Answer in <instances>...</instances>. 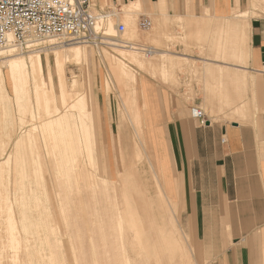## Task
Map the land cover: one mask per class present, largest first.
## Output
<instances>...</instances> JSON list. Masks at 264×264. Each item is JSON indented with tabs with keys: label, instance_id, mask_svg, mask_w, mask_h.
Here are the masks:
<instances>
[{
	"label": "crops",
	"instance_id": "crops-1",
	"mask_svg": "<svg viewBox=\"0 0 264 264\" xmlns=\"http://www.w3.org/2000/svg\"><path fill=\"white\" fill-rule=\"evenodd\" d=\"M116 1L127 4L140 1L150 13L149 17H157L166 26L178 18L197 20V23L209 24L213 30H222L223 22L224 31L231 34L228 42L232 43L234 50L238 49L239 40L248 41V47L244 48L247 65L215 59L214 55V59L210 58V50L206 51L208 55L197 52L182 57L206 63L209 82L204 89L215 91L213 97L222 94L225 101L232 103L244 98L241 91L247 86L254 90L255 102L251 98L250 106L255 103L259 109L257 113H252L249 124L223 117L213 119L208 115L206 124H200L190 116L188 104L177 100L174 105L170 88L151 74L140 78L139 88L148 138L154 142L160 161L161 174L156 170L154 174L163 207L167 202L171 205L176 201L184 205L182 217L188 220L193 216L196 219V228L205 249L210 251L212 264H264V15L255 16L250 21L237 18L245 12L244 5H253V0ZM219 38L218 35L215 40L222 42L223 46L219 48L217 43L216 47L225 51L224 39ZM207 41H210V36ZM158 54L164 55L165 52ZM232 56L235 57L236 53L230 49L229 57ZM202 101L198 99L199 103ZM219 103L214 100L213 106L225 109L226 105ZM236 107L237 104L224 110V113L230 114ZM108 108L111 134L124 168L122 172L118 171L117 178L110 179L111 183L102 178L101 183L98 175L86 167L87 163L81 155L78 172L73 166L63 176L53 170L59 186L64 190L58 197L64 229L54 203L50 201L48 206L60 234L71 244L72 264H126L128 253L123 243L126 241L125 228L128 226L130 229L128 217L146 201L135 176L140 171L138 163L144 156L146 143L136 135L135 126L127 112L121 110L120 104L110 98ZM94 121L95 167V151L102 152L106 146L103 119L94 118ZM134 135L137 140H130V136L134 138ZM153 160L149 159L152 166ZM76 173L79 174L78 179ZM119 190L124 199L122 204L118 199ZM133 190L139 193L140 199H136ZM151 220V236L145 235L144 227H140L142 232L139 235L132 228L129 230L131 237L139 246L144 242L152 245L159 239L161 248L164 244L161 263L179 261L175 264H180L184 246L165 229L164 213L156 214ZM156 220L160 229L154 234L156 229L152 231V227ZM130 224L133 226V221ZM179 231L187 244L185 232L181 227ZM153 253L158 258L156 252ZM149 255L151 257L150 251ZM48 257L51 258L49 252Z\"/></svg>",
	"mask_w": 264,
	"mask_h": 264
},
{
	"label": "rangeland",
	"instance_id": "rangeland-1",
	"mask_svg": "<svg viewBox=\"0 0 264 264\" xmlns=\"http://www.w3.org/2000/svg\"><path fill=\"white\" fill-rule=\"evenodd\" d=\"M93 1L97 3L100 8L115 11L117 14V16H114L110 20L109 24V33L113 35L110 38L112 40L109 39L106 41L105 45L98 48L79 43L62 44L59 40V43L64 47H57V49L54 47L55 49L52 48V50L47 47L45 48L46 43L37 46V49L42 50L41 53L45 57V66L46 69H49L48 72L50 77H46L45 83H37L39 85L38 87L35 85L36 83L30 82L28 85V90L30 89L28 92L29 95L27 97L25 96L24 99H17L18 95L12 88V83L6 73L7 70L5 66L2 65L4 60L0 58V67L3 70L2 81H0V152L3 150L2 148H8L6 151H3L5 152L3 153L4 155L2 152L0 153V162L7 159L10 153L12 157L10 163L6 166L1 165L3 168L0 166V188H2L0 189V196L3 197V194L8 189L10 193L9 196L13 199L15 208H17L16 213L19 226L21 225L20 227H22V223H20L22 217V210L20 209L22 206L18 204L20 202L19 199H17L18 194L23 195L25 201L28 203L27 209H30L27 213L28 217L30 216L27 220L29 230L28 232L25 231L26 233L24 232L23 234L24 247L20 249L19 252L21 253L20 256H23L21 258L22 264L25 263L26 259L32 261V264H72L70 254L71 244L68 239L64 240L57 225L53 222L52 213L48 206L50 204V198L47 190L49 189L51 201L56 207L55 211L57 217L59 218L62 229H64L58 202L59 193H63L64 190L59 186V180L55 178V172L53 170L57 171L58 175L63 176L69 167L74 166L76 169L79 167L78 158H75L76 160L73 159V153L70 151L69 146H66L67 140L65 133H67V124L70 125V131H76L75 133H77V142L80 143L79 158L81 155V159L87 163L86 167L98 175L101 183L102 178L111 183L110 179H116L119 170V172H122L123 168L120 165L114 138L111 134V114L108 108L110 98L118 105H121V110L124 113L127 112L135 126L137 135L141 130L140 122L142 121L143 124H145L144 133L146 146L143 147L144 156L138 163L140 171L135 176L137 183L142 189V197H144L148 203H146V201L144 203L142 202L141 204H143V206L135 209V212L129 215V228H132L131 230L138 233L142 232L140 227H144L145 235L151 236L149 232L151 228V219L155 218L156 214L159 215L160 213H164L166 221L165 229L170 234H174L180 245L184 246V250L180 255L182 258L180 264H197V262H200V264H212L210 251L205 249L204 241L196 228V219L193 218V216L188 220L182 217L184 205L176 201L177 204L174 202L172 203L173 205H170V202H167L168 204H165L163 207V202L161 201L155 183L156 179L154 174V170L161 174L159 157L154 148V142L152 139L148 138V127L146 121H144V115L140 117L137 114V110L142 104V93L139 88L140 78L143 75L147 76L151 74L153 77L159 79L164 85L170 88L174 105L177 100L188 104L190 116L191 108L193 106H200L204 111L206 110L205 113L213 119L223 117L230 120H237L242 124H249L251 123L250 117L252 113H257L259 109L255 103L253 106H250L251 98L255 102L254 90L252 91L247 86L248 88L246 87L241 91L244 98L232 103L225 101L222 94L220 97L217 95L213 97L212 94H214L215 91L212 92V90L204 89V86L207 88V83L209 82L208 72L205 66L206 63L196 59L181 57L185 54H194L197 52L201 55H208L206 51L210 50V58H213L214 55L215 59L247 65L248 60L245 58L244 48L248 47V41L239 40L237 42L239 47L237 50H234V47L231 45L232 43L229 44L228 42V36L231 34H229L230 32L228 31H224L225 25L223 22L221 23L222 30H213L212 26L209 24L204 25V22L197 23V20L190 21L178 18L166 26L162 25L157 17L151 16L153 19V26L148 30H143L138 27L139 20L143 15L149 16L150 13L145 9L144 5L141 6L139 2V4H135L132 7L133 13L127 14L125 9L127 3L116 0ZM133 2L135 1L130 3L133 4ZM243 10L247 12L245 17H237L238 19L250 21L255 16H262L264 15V0H253V5H244ZM121 22L127 25L126 32L124 34L115 33L117 31V25ZM193 25L196 26V29ZM227 28L228 27H226V29ZM208 35L210 36L209 42L207 41ZM218 35L220 36L219 39H222V41L224 39L225 51L223 49H218V47L222 48L223 46L222 42L218 43L215 40ZM122 40L126 41V43L124 42L125 45L129 42L139 43L142 47L147 46L152 49V52L147 53L144 50H137V54L144 59L142 63L137 61L135 59L136 57L128 56L127 53L132 52L128 50L130 48L120 47L122 46ZM217 43L218 47H216ZM75 46H80L79 48L82 50L87 49L90 55L89 60L79 59L78 61L75 60L71 63H66L64 66V73L68 82L65 84V88L59 87L56 67L53 64V51L58 50V52H66L70 50L71 47ZM3 47H0V49ZM17 47V52L24 57H28V54H30L29 52L33 50V47L29 48L26 45L17 44ZM230 49L235 51V57H229ZM158 52H165V54L159 55ZM109 58H114V60L118 59L116 63L121 64L118 66V69L113 68ZM40 76L41 74L38 73L37 79H40ZM73 79L76 80L74 84H72ZM219 84L220 83H218V85ZM182 87L184 88L183 90ZM36 89L39 92L37 94L38 96L35 92ZM60 90L66 91L67 98L65 100L60 99ZM219 92H223V90ZM39 96H43L44 99H40ZM200 98L203 100L201 103L198 102ZM214 100L220 102V105L225 104V109L213 106ZM235 104H237V107L233 109L230 114L224 113V110L233 108ZM206 108H208V111ZM221 114H223V116H220ZM94 118L98 120H100V118L103 119L106 146V149L104 147L102 152L101 150H98L99 153L97 150L95 151L97 157V165L95 167L96 159L94 161L89 156L91 154L94 155ZM33 127L36 129H33ZM52 133L58 136V149L59 154L61 153L62 163L58 161L55 154L58 152L51 139ZM58 133L62 136H59ZM34 134L37 139L34 138ZM78 135H80V137ZM135 138L137 140L136 136H134V138L130 136L129 139L132 140ZM139 138L142 140L141 137ZM41 139L44 140V143H42ZM17 140L19 141L18 143ZM16 143L19 144V146H17ZM44 148L47 149L44 151L47 155L42 152ZM148 152L155 158L153 160L154 167L150 164L147 156ZM38 154H40L42 158V160L38 159L40 162L36 161V156ZM43 154L44 157L47 158V161H45L47 167L44 168V170ZM1 155L3 157H1ZM48 156L50 158H48ZM40 163H42L41 166ZM76 164L77 166H75ZM21 169L25 174V182L27 185L26 189H23L21 185V187H19L20 189L17 190V170ZM3 174L5 176H3ZM6 175L9 176V178ZM44 175L46 178L43 177ZM76 177L78 179L79 174H76ZM5 181L7 184L4 183ZM32 189H34V191ZM120 192L119 190L118 199L122 204L124 203V199ZM110 193L114 197V192L112 190ZM133 193L136 199H138L140 196L139 193L134 190ZM173 200L175 201V199ZM36 204L37 206H35ZM141 204L139 203V205ZM144 204L148 205L149 208L146 209ZM31 206L33 209H31ZM29 212L31 213L29 214ZM146 214H148V216ZM34 219L41 222V225H36L37 222ZM140 220L144 223L143 226ZM130 221H133V226L130 224ZM180 227L186 234L187 244L184 243V239L181 238L182 234L179 231ZM130 229H128V226L125 228L126 241L123 244L127 248L126 251L128 257L131 259V264H151L153 258L151 259L149 250H152V248V251H155L158 255V258L154 260L152 264H156L157 262L160 264L163 261L164 249L162 250V248L164 244H162L161 248L159 246V239H157V242L153 243L151 246L149 242H144L145 245L148 244L150 247H147L148 245H142V247L145 246L142 248L138 245L137 241L131 237ZM154 229H156L154 234H157V230L160 229L157 220L156 224H153L152 231ZM139 234L140 233H138V235ZM41 237H43V239ZM158 247L161 249H157ZM13 251V248L10 249V258L8 256L3 257L2 264H6L8 261L9 263L7 264L19 262H16V259L12 256L15 254ZM48 252L51 258L48 257ZM145 256L147 257L146 260ZM178 262L179 261H176L175 263ZM128 264H130V260ZM161 264H171V261H166Z\"/></svg>",
	"mask_w": 264,
	"mask_h": 264
},
{
	"label": "bare ground",
	"instance_id": "bare-ground-1",
	"mask_svg": "<svg viewBox=\"0 0 264 264\" xmlns=\"http://www.w3.org/2000/svg\"><path fill=\"white\" fill-rule=\"evenodd\" d=\"M140 2V1H139ZM135 4H139L137 1H135V2H133V4H127L126 5V7H125V9H126V13L128 14H132L133 13V11H132V7L135 5ZM141 4V3H140ZM206 9V8H205ZM246 13L247 12H243L241 15V17L243 18V17H245V15H246ZM111 30V29H110ZM116 30V29H115ZM114 30V31H115ZM108 32H110L109 31V29H108ZM118 31H116L115 33H117ZM111 34V33H110ZM112 35V34H111ZM110 39V38H109ZM110 40H112V39H110ZM115 41V40H114ZM123 42H122V46H120V47H125V48H130V49H128V50H131L132 52H128L127 54H128V56H134V57H136L135 59L137 60V61H140V62H144V59H142L137 53H138V51H140L139 50V48H136V47H132V46H128V45H125V41L124 40H122ZM46 43V45H45V48L47 47V48H50V49H52V48H54V47H56V49H57V47H64L62 44H60L59 43V41L56 39V38H48V39H46V40H42V41H37V42H34L33 44H31V45H29V48H32L33 50H31V52H29L30 54H28V57H24V56H22V54H19L17 51H18V47H17V44H15V43H13L12 42V36L10 35V39H9V41H7L5 44H2V45H0V47H3V48H1L0 49V58L2 59V60H4V63L2 64V65H4L5 66V68H6V70H7V75H8V77H9V79H10V81H11V83H12V88H13V90H14V92L18 95L17 96V99H24L25 98V96L27 97L29 94H28V92H29V90H28V85H29V83L30 82H33V83H36L35 85H37V87L39 86L37 83H45L46 82V77H50V74H49V72H48V70L49 69H46V60H45V57H44V55L41 53V51L42 50H40V49H37V46H39V45H41V44H45ZM118 43V42H117ZM113 45V44H112ZM116 46H118L117 44H115ZM123 45H125V46H123ZM80 46H75V47H71L70 48V50H67L66 52H58V50L57 51H53V64H54V66L56 67V76L58 77V79H59V87H62V88H65V84L68 82L67 81V78H66V76H65V73H64V66H65V64L66 63H71L72 61H75V60H79V59H85V60H89V51L87 50V49H81V48H79ZM43 49V48H42ZM55 49V48H54ZM118 49V48H117ZM53 50V49H52ZM128 50H126V51H128ZM138 50V51H137ZM48 51V50H47ZM47 51H46V53H47ZM121 51H123V50H121ZM141 51H143V50H141ZM91 53V52H90ZM46 56H47V54H46ZM177 56V55H176ZM48 57V56H47ZM182 57V56H181ZM49 58V57H48ZM110 59V58H109ZM116 59V58H115ZM118 59H116V60H114V58H111L110 59V62L112 63H110L111 65H113V68H116V69H118V66H120L121 64H118V63H116V61H117ZM48 62V61H47ZM89 62V61H88ZM50 64V63H49ZM41 74V78L39 79H37V74ZM3 75V70H2V68L0 67V81H2V76ZM76 79V78H75ZM75 79H73V82H72V84H74L75 82H76V80ZM4 80H5V78H4ZM5 83V82H4ZM4 87V86H3ZM5 88H6V86H5ZM35 92H36V95L39 93L38 92V90L36 89L35 90ZM14 93V94H15ZM59 95H60V99L61 100H65L66 98H67V95H66V91L65 90H60L59 91ZM9 96V95H8ZM38 96V95H37ZM4 97V96H3ZM40 97V99L41 98H43L44 99V97L43 96H39ZM207 109V111H208V108H206ZM206 111V110H205ZM143 106H140V108L137 110V114L141 117L142 115H143ZM144 125L145 124H143V122L141 121L140 122V133L137 135V136H139V137H141L142 138V140H143V142H145V135H144ZM32 126H34V125H32ZM35 127V126H34ZM33 127V129H36V128H34ZM146 127V126H145ZM70 125L69 124H67V129H66V131H67V133H65V137H66V140H67V142H66V146H69V148H70V151L73 153V159H75V158H78V163H79V153L78 152H80V148H79V146H80V143H77V136H76V134L77 133H75V132H73L72 130L70 131ZM52 132H54V131H52ZM56 132V131H55ZM133 134V133H132ZM58 135L59 136H62V135H60L59 133H58ZM79 137H80V135H78ZM116 136V135H115ZM133 136V135H132ZM135 136V135H134ZM34 138L35 139H37V137H36V135L34 134ZM42 138V137H41ZM51 139H52V142H53V144H54V146H55V148H56V150H57V152L58 153H55L56 154V156H57V159H58V161L59 162H63V160H62V157H61V153L59 154V149H58V144H59V142H58V136L55 134V133H52L51 134ZM42 140V143H44V140L43 139H41ZM19 141L17 140V143H18ZM38 142V141H37ZM79 142H81V141H79ZM16 143V145L17 146H19V144H17ZM133 143H134V140H133ZM146 143V142H145ZM137 147V146H136ZM6 149H8L7 147H5ZM66 148V147H65ZM3 150H1V152H2V154L3 153H5V152H3L4 150L6 151V149H4V148H2ZM60 149H61V147H60ZM134 149V148H133ZM136 149H138V148H136ZM43 151L42 152H44V151H46L47 149H42ZM85 151V150H84ZM154 151V150H153ZM0 152V153H1ZM67 153V152H66ZM72 153H70V154H72ZM42 154V153H41ZM44 154H46L47 155V153H45L44 152ZM44 154L42 155L43 157H44ZM82 154V153H81ZM150 154V155H149ZM149 154H148V158L150 159V161L154 158V156H152L151 155V153L149 152ZM4 155V154H3ZM39 155V156H38ZM37 156H36V161L38 162L39 160L38 159H41L42 160V158H41V156H40V154H38ZM49 155V154H48ZM83 155V154H82ZM67 156H68V153H67ZM90 156V158L91 159H93L94 161H95V157H94V155L93 154H91V155H89ZM1 157H3L2 155H1ZM11 153L9 154V156H8V158L7 159H5V160H3V161H1L0 162V166L2 165H7L8 163H10V160H11ZM48 158H50L49 156H48ZM69 158V157H68ZM71 158H72V156H71ZM44 159V161H43V170H44V168H46L47 167V165H46V162L45 161H47V158H43ZM72 159V160H73ZM155 159V158H154ZM76 160V159H75ZM136 160V159H135ZM124 161V160H123ZM40 162V161H39ZM120 162H122V161H120ZM137 162V161H136ZM60 163V164H61ZM74 163V162H73ZM109 163V162H108ZM156 164V163H155ZM42 165V163H40V166ZM62 165V164H61ZM74 165V164H73ZM80 165V164H79ZM121 165V164H120ZM125 165V164H124ZM1 166V167H2ZM75 166H77V164L75 165ZM126 166V165H125ZM74 167V166H73ZM153 167H154V165H153ZM3 168V167H2ZM75 168V170H77L76 169V167H74ZM127 168V167H126ZM125 168V169H126ZM156 168V167H155ZM124 169V168H123ZM8 171V170H7ZM76 172V171H75ZM78 172V171H77ZM158 172V171H157ZM7 173V172H6ZM9 173V172H8ZM77 174V173H76ZM7 175H9V174H7ZM6 175V176H7ZM25 174H24V172L22 171V169L21 170H17V176H18V179H17V181H16V185H17V187H16V189L17 190H19L20 188L19 187H21V185H22V188L24 189H26V185H27V183L25 182V176H24ZM3 176H5L4 174H3ZM1 177H2V175H1ZM8 178H9V176H7ZM44 178H46V176L44 175L43 176ZM158 177V176H157ZM3 179H4V177H2ZM159 179V178H158ZM6 180H7V178H6ZM9 180V179H8ZM21 181H22V183H21ZM162 182V181H161ZM160 182V183H161ZM4 183H6L7 184V182L5 181ZM9 183V182H8ZM5 184V185H6ZM4 185V186H5ZM28 185H29V183H28ZM8 186V185H7ZM161 186H162V183H161ZM6 188H8V187H6ZM0 189H2V188H0ZM4 189H5V187H4ZM33 191H34V189H32ZM48 190V194H49V198H50V201H51V197H50V193H49V189H47ZM2 192V191H1ZM2 193H4V192H2ZM9 191H8V189L5 191V193L3 194L4 196L3 197H1L0 196V264H2L3 262V257L5 256H8L9 258L11 257V255H10V249H14V251L13 252H15V254L14 255H12L13 257H14V259H16V262L17 261H19L18 263H15V264H22V261H21V258L23 257H21L20 256V254L21 253H19L20 252V249H22L23 247H24V245H23V242H24V238H23V234H24V232L26 231V232H28V230H29V224H28V222H27V220L29 219V217H28V215H27V213H28V211L30 210V209H27L28 208V203H27V201H25V199H24V197H23V195H21V194H18L17 195V199H19V203L18 204H20L22 207H21V209L20 210H22V213H21V221H20V223H22V227H20L19 226V220H18V216H17V211H16V209L17 208H15V205H14V202H13V199H11L10 198V196H9ZM35 206H37V204L35 205ZM19 207V206H18ZM27 209V210H26ZM31 209H33V207L31 206ZM36 211V210H35ZM33 212V211H32ZM31 212H29V214H30ZM38 216V215H37ZM36 216V217H37ZM19 217H20V215H19ZM31 217H32V215H31ZM34 217V216H33ZM35 218V217H34ZM32 219V218H31ZM35 220V219H34ZM36 221V220H35ZM37 222V224L36 225H41V222H39V221H36ZM56 223V222H55ZM33 224V223H32ZM35 225V224H34ZM57 228H58V226H57ZM43 229V228H42ZM41 229V231L43 232V230ZM59 229V228H58ZM37 230V229H36ZM60 230V229H59ZM122 230L124 231V227H123V225H122ZM23 231V232H22ZM40 231V232H41ZM25 232V233H26ZM38 232V231H37ZM41 232V233H42ZM39 233V232H38ZM46 233V232H45ZM138 233H141V232H138ZM43 234H44V232H43ZM41 236H43V235H41ZM42 239H43V237H41ZM39 240V239H38ZM35 243H37V242H35ZM146 243V242H145ZM145 243L144 244H142V245H145ZM148 243V242H147ZM148 244H146L145 246H147ZM150 245V244H149ZM147 246V247H150V246ZM34 246V245H33ZM145 246H141L142 248H144ZM34 248V247H33ZM152 248V247H151ZM150 249V248H149ZM143 250V249H142ZM152 250H153V248H152ZM152 250H149L150 251V253H151V259L153 258V261H151L152 263H154V260H156L157 259V256L153 253V251ZM35 253V252H34ZM33 253V254H34ZM38 257V256H37ZM36 257V258H37ZM9 258H8V260H9ZM35 258V257H34ZM189 259V258H188ZM37 260V259H36ZM129 260H130V264H131V259L128 257V255L126 254V264H128V262H129ZM13 262V261H12ZM150 262V263H151ZM156 262V261H155ZM7 263H9V261L7 262ZM6 263V264H7ZM14 263V262H13ZM38 263V262H37ZM151 263V264H152ZM23 264H32V261H30L29 259H26V261H25V263H23ZM133 264V263H132ZM136 264V263H135ZM143 264V263H142ZM156 264H158V262L156 263ZM161 264V263H160Z\"/></svg>",
	"mask_w": 264,
	"mask_h": 264
},
{
	"label": "built area",
	"instance_id": "built-area-1",
	"mask_svg": "<svg viewBox=\"0 0 264 264\" xmlns=\"http://www.w3.org/2000/svg\"><path fill=\"white\" fill-rule=\"evenodd\" d=\"M114 16H117L115 11L100 8L93 0H0V45L9 41L11 35L13 43L27 47L56 38L62 44L79 43L98 48L113 36L108 29ZM152 26L151 17L140 18V29L148 30ZM126 30L125 23L117 25L119 34ZM127 45L152 52L139 43L127 42ZM191 117L200 124L208 120L200 106L191 108Z\"/></svg>",
	"mask_w": 264,
	"mask_h": 264
}]
</instances>
